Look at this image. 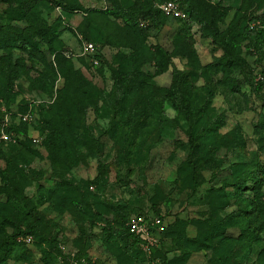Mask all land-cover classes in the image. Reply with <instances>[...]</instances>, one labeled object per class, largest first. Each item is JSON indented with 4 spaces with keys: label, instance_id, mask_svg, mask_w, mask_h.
Wrapping results in <instances>:
<instances>
[{
    "label": "rangeland",
    "instance_id": "rangeland-1",
    "mask_svg": "<svg viewBox=\"0 0 264 264\" xmlns=\"http://www.w3.org/2000/svg\"><path fill=\"white\" fill-rule=\"evenodd\" d=\"M56 1L73 9L65 12L45 0L39 3L35 21L58 27L57 50L77 52L78 36L83 35L101 46L105 61L93 69L84 60H73L74 69L84 75L83 83L46 46L45 53L36 56L0 50V240L17 226L33 223L47 241L16 246L0 264H218V238L214 247L203 248L173 240L164 230L180 218L188 222L190 239L203 237L240 205L233 198L234 166L261 162L264 168V83L255 92L249 82L264 73V49L243 46L241 55L249 67L235 68L234 75L244 83L239 91H232L222 51L214 52L201 38L200 25L169 20L163 29H151L136 65L143 78H132L120 105L112 60L118 51L115 34L126 24H141L146 0H118L123 12L133 17L131 22L113 14L90 13H113L110 0ZM222 1L229 7L223 27L234 17L240 24L243 14L236 15L243 0ZM16 9L0 0V29L11 39L26 26L12 19ZM263 12L264 0H258L243 13L250 17ZM157 46L170 51L171 63L182 75L179 80L172 66L148 80L147 73L156 68ZM16 62L25 68L13 79L10 71ZM171 84L178 96L189 95L197 114L190 117L179 110L177 98L166 94ZM61 95L80 103L69 121L55 113ZM24 113L30 114L28 120L22 118ZM55 131H73L77 136L86 131L88 139L70 154L56 152L46 143ZM90 182L94 189L88 191ZM253 183L247 180V186ZM251 194L247 190L246 195ZM112 204H119L129 220L162 217L160 225L151 227L157 242L145 262L132 256L131 240L126 231L121 232ZM251 217L261 240L248 245L238 238L239 227H228L235 244L231 264H261L264 212L254 210ZM58 241L66 243L67 253L58 251Z\"/></svg>",
    "mask_w": 264,
    "mask_h": 264
},
{
    "label": "trees",
    "instance_id": "trees-1",
    "mask_svg": "<svg viewBox=\"0 0 264 264\" xmlns=\"http://www.w3.org/2000/svg\"><path fill=\"white\" fill-rule=\"evenodd\" d=\"M45 0H2V2L8 7H17L15 15L12 16L13 20H18L21 23L26 24L21 32L18 33V38L11 39L4 30L0 29V50L14 52L16 50H23L29 54L36 56L38 53H45L43 49L44 46L48 48L49 51L55 53L57 58L62 59L59 64L64 66H69L73 69V76L82 82H85L84 75L80 69H74L73 60H84V63L89 67L95 69L93 66L91 56H73L72 52L57 50V44L59 42L58 27L56 25L44 26L38 24L35 21V16L38 12L39 3ZM55 3V6L61 7L65 12H71L72 7L62 5L56 0H46ZM115 7V11L108 10H92L91 14L101 13L102 15L113 14L117 18L125 19V21H132L133 17L127 12H123V8L119 5L118 0H110ZM166 0H146L141 9L143 11V20L140 23L132 22L126 24L120 29L118 33L115 34V39L117 42L118 51L113 55V64H116V71L114 75L115 81V95L117 101L120 105L125 102V88L130 84L133 77L143 78L140 72L137 70V61L140 58L144 46L145 40L148 38L151 29L155 28L158 30L163 29L169 20L174 21L177 24L187 25L189 23H197L200 25L201 38L211 44L213 51H222L221 62L223 66L227 68L230 72L228 74V81L232 91H239L244 80L238 79L234 75L235 68L239 67L241 69H246L249 67V62L245 57H242L241 52L243 46L250 47L254 45L256 48L264 49V12L261 15L248 16L245 15L247 10L254 7L258 0H243L239 10V14H243V21L236 25V19L234 17L226 27H223L227 23V16L229 12V7L224 5L223 1L213 2L212 0H181L183 9L189 13V18L186 20L176 19L165 15L162 10L156 6V4L163 3ZM147 8V9H146ZM255 27H251L252 23H257ZM80 36L83 40L93 41L79 35L78 39L81 42ZM20 42V43H19ZM96 43L95 41H93ZM98 45V43H96ZM99 46V45H98ZM123 48L129 49L130 52L126 53ZM57 50V51H56ZM156 57L157 64L154 71H149L147 73L148 80L164 73L169 69L170 66L174 68L171 63L170 51H168L164 46L156 47ZM96 57L100 59V64L96 68H101L105 61V53L99 46V52L95 54ZM54 67V66H52ZM25 68V65L20 62H16L10 71V75L13 79H18L21 72ZM173 75L176 80H179L182 76L181 73L175 68L173 69ZM139 75V76H138ZM264 77V73H258ZM255 77V82L249 79V82L255 88V92L261 90V85L264 83V78L257 80ZM145 82V78L142 79ZM257 85L255 87V84ZM179 90V89H177ZM166 94L170 97L177 98V103L179 104V110L186 115L194 116L198 111L192 106V99L189 95H180L175 91V87L171 84L166 89ZM80 107V103L75 102L71 97L66 95L60 96V101L54 106L55 113L59 115V118L63 120H71L76 114ZM195 118V117H193ZM67 128L69 124H66ZM26 132V131H24ZM88 139L86 131L82 132L81 135L77 136L73 131H55L49 134L47 137V146L56 152H67L70 154L73 150L80 148L84 142ZM234 176L235 182L232 186L235 188L233 192V198L240 204L231 213H228L220 221L214 223L211 229L206 230L203 237L189 238L186 233L187 221L184 219L176 218L171 224H169L164 232L165 235L171 237L173 240H180L185 243L197 244L203 248H210L215 246L213 240L218 238L219 246L215 247V252L218 256V264H231L233 258V252L235 244L232 240V235L227 234V229L230 226H237L240 228L241 232L239 234L240 239H246L248 245L253 242L261 240L260 229L253 227L252 225V213L254 210H261L264 212V192L263 187V177L264 168L261 162H240L234 166ZM232 168V167H231ZM253 180L252 186H247V180ZM92 187V188H91ZM247 187V188H246ZM87 190L91 191L94 189V185L90 182L87 185ZM247 190H251V195H246ZM230 200L227 199L229 204ZM73 205L79 206L78 201L72 200ZM113 209L117 214V224L121 228V232L126 231L128 238H130V243L128 248L131 250L132 256L145 262L147 256L152 254V251L148 252L141 246L142 239L137 234L130 231L128 226V214L124 213L119 204H112ZM94 213L90 210L89 217H93ZM152 218V217H146ZM160 218V225L162 223V217ZM113 228V227H111ZM32 236L33 242L36 243H46L47 241L42 240L41 232L36 224H27L24 228L17 226L14 233L5 239L0 240V263L4 262L9 254H11L16 246L23 247V245H28L25 241L19 240L20 237ZM120 234L115 233V237H119ZM60 243L56 242V247L60 253H64L60 248ZM154 248V247H153ZM214 249V248H213ZM152 250V248H151ZM45 254L51 256V251L45 249ZM151 257V255L149 256ZM17 260H21L19 257ZM179 262L185 261L184 258L177 259ZM259 263L264 264V248L260 251L258 257Z\"/></svg>",
    "mask_w": 264,
    "mask_h": 264
},
{
    "label": "built area",
    "instance_id": "built-area-1",
    "mask_svg": "<svg viewBox=\"0 0 264 264\" xmlns=\"http://www.w3.org/2000/svg\"><path fill=\"white\" fill-rule=\"evenodd\" d=\"M156 6H158L162 10V12L169 17L176 18V19H182V20H186L189 18V13L185 9H183L181 0H166L163 3L156 4ZM258 24L259 22L252 23L251 27L253 28ZM80 39H81L80 49L77 52L75 53L72 52L70 54H72L75 57L91 56L92 58L91 61L93 63V66L95 67L99 66L100 59L95 56V54L99 52V46L93 41L83 40L81 36H80ZM263 78L264 77L262 75L257 76V80H261ZM22 118L24 120H28L30 118V114L24 113L22 114ZM1 138H4V137H1ZM149 219L143 216H136L128 221V226H129L130 231L140 236V238L142 239L141 246L148 253L151 252V248L154 245H156V242H157L151 233V227L152 225H156L160 223V218L158 217H152ZM19 240H23L27 244H32L33 237L28 235L24 238L20 237ZM59 246L64 253L68 252L66 243H60Z\"/></svg>",
    "mask_w": 264,
    "mask_h": 264
}]
</instances>
